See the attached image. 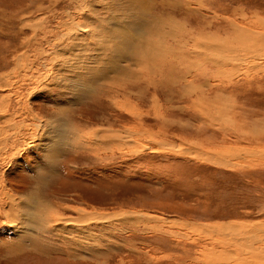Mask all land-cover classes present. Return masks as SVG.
<instances>
[{
    "label": "rangeland",
    "instance_id": "374dc122",
    "mask_svg": "<svg viewBox=\"0 0 264 264\" xmlns=\"http://www.w3.org/2000/svg\"><path fill=\"white\" fill-rule=\"evenodd\" d=\"M43 4L44 9L35 11L36 0H0V77L7 79V85L0 87V179L17 197L8 209L9 197L0 193V264H248L239 263L235 254V258L222 260L209 253L206 249L211 247L210 236H200L197 232L202 229L183 224L264 222V40L263 46L244 44L249 51L236 49L237 55L247 54L245 61L221 67L225 73L234 69L235 73L229 75L236 84L230 93L205 86L219 81L210 75L213 60L202 59L198 55L202 52L192 46L203 39L202 32L214 33V38L224 40L228 47L237 46L235 40L241 42V35L232 37V28H224L231 27L230 19L236 26L264 34V0H149L147 17L159 15L164 29L165 23L173 24L174 18L181 23V32L186 33L175 40L144 33L143 40H155L157 45L175 49L171 53L161 51L158 58L145 62L131 57L119 63H125L130 75L141 74L142 80L128 78L127 73L116 80L119 83L100 86L102 80L96 83V76L100 72L110 76L103 66L104 57L101 64H96L104 71L86 76L91 88L96 87L88 97L77 95L83 87L68 83L72 73L62 70L60 62L68 61L65 66L76 69L77 59L81 58L80 63L93 66L94 54L99 56L106 50L96 42L103 37H90L92 30L98 32L92 22L103 21L97 24L103 25L101 32L111 28L113 19L123 21L119 26L126 27L125 20L130 21L138 13L135 3L131 6V0H88L89 11L69 7L68 17L53 10L55 5L48 9L49 2ZM38 17L42 27L33 29L31 25ZM60 20L89 25L85 28L91 29L90 34L76 30L72 35H76L74 44L67 39L58 42L53 36ZM206 22L213 26H206ZM245 27L238 29L244 31ZM47 38L54 40L52 45L45 43ZM182 38L186 48L178 45ZM106 39L113 45L110 34ZM185 50L181 59L179 54ZM19 55L25 59L18 60ZM177 60L182 63L177 64ZM159 68L166 70L164 77ZM178 73L182 76L177 77ZM210 87L221 90L218 98L209 92L213 90ZM153 100L155 110L151 107ZM59 109L67 113H56ZM59 118L68 125L69 132L64 135L73 145L75 141L77 146L89 141L91 133L102 131L119 132L120 142L100 138L87 145L93 149L63 146L53 157L54 171L48 168L49 173L42 174L53 161L46 159V148L36 146L37 139L41 134L45 136L48 121ZM188 149L207 155L219 151L232 165H217L177 152ZM230 151H237V156L229 157ZM247 151L255 156L248 157ZM34 196L40 201L38 209L35 201L31 202ZM23 199L29 204L23 206L38 215L37 221L44 205L54 207V216L60 221L52 220L51 211L50 220L46 214L47 219L42 216L47 225L41 217V222H32L31 226L22 211L14 214ZM78 208L85 213H105L106 218L73 226L66 221L78 217ZM19 244L23 246L17 248Z\"/></svg>",
    "mask_w": 264,
    "mask_h": 264
},
{
    "label": "bare ground",
    "instance_id": "6f19581e",
    "mask_svg": "<svg viewBox=\"0 0 264 264\" xmlns=\"http://www.w3.org/2000/svg\"><path fill=\"white\" fill-rule=\"evenodd\" d=\"M49 2V6L46 7V8H50L52 5H55L52 7V9L56 10V12L60 15V14H64L66 15V17H68V12L66 9L69 8V7H73L75 9L76 6H79V9L82 11H84L85 9L88 10V0H36V6H35V11H41L42 9L45 8L44 6V2ZM127 2V0H126ZM130 2V1H128ZM132 4L131 6H133V4L135 3V9L138 10V13L135 14L131 19L130 21L129 20H125L126 24H124V26L126 25V27H120L119 24L120 23H123V21L121 20H115L113 19V24L111 25V28L107 29L104 31V32H101V27L103 28V25L98 27L99 23L103 24V21H98V22H92L93 23V26L95 28L98 29V32H93L92 30V33H91V38H92V34L93 36L95 34H98L99 38L100 37H103L104 39L102 40H96L97 42V45L100 44V46L102 45L103 46V49L106 50L105 52L103 51H100V53H98L99 56H97V54H94V56L96 57L95 61H93V66H86V62H83V63H80V59L81 58H78L77 59V66H74L76 69H72V68H67L69 65L65 66V64H68V61L67 62H60V68H64L62 70H66V71H70L72 73V76H70L71 79L68 78V83L70 85H74L76 84V86L78 87H83V89H81V92L80 94H77V95H86L87 97L89 95H91L93 92L96 91V87L95 88H91L90 86V83L89 82H86V76H88L89 72L90 73H95L97 71H102L103 69L101 68L100 69V66H96L97 63H100L102 60H104V57L106 58L107 56V61L105 59V62L103 64L106 72L108 71L110 76L108 75L107 77L106 76H103L104 72H100L98 74V76H96V83L98 80H102V83L100 86L104 85V84H110V83H119V81H116V80H120L122 77H124L127 73L129 74L127 77L129 78L130 76H133L134 79L136 81H138L139 79L142 80L143 77H141L139 75H135V74H132L130 75L129 71L127 70V67L126 65L124 66L121 65L122 61L125 62V61H128L131 57H133V61H138V62H145V59H154V58H158V55L162 52H172L173 51V48L174 47H170V46H166L164 44H161L159 43L157 45L156 41L154 40L153 42H148L147 40H143L142 38L144 37V33H152V34H156V37H161L162 35L166 36V37H169L171 39H176V36H178L179 34L182 35V33H186V31H182L181 32V28H182V25L181 23L179 22H176L174 18H172L171 21H173V24L168 21V23H165V26L167 29H164V25L163 23L160 21V18H159V15H155V16H151L150 15L147 17V13H150L149 10H150V6H149V0H135V2L133 3V0H131ZM151 2V1H150ZM170 2V1H169ZM128 4L129 3H126L127 5V8H128ZM124 5V4H123ZM151 5V3H150ZM183 5V4H182ZM153 6V5H152ZM188 6V4H187ZM125 8V7H123ZM187 8V7H186ZM224 10L226 7H223ZM34 10V9H33ZM119 10V9H118ZM122 10V9H121ZM131 10V9H130ZM187 10V9H186ZM75 12V11H74ZM213 12V11H212ZM31 13V12H30ZM50 13V12H49ZM82 13V12H80ZM84 15H87L86 12H83ZM214 13V12H213ZM147 14V15H146ZM23 15V14H22ZM58 15V17H59ZM214 15V14H213ZM28 16V15H27ZM71 16V15H70ZM125 16H129V15H125ZM216 16V15H215ZM22 17V16H21ZM222 17V16H221ZM224 17V16H223ZM70 18V17H69ZM84 18V17H83ZM119 18V17H118ZM130 18V17H129ZM148 18V20H147ZM214 18V17H213ZM217 18V17H215ZM219 18V17H218ZM31 19V18H30ZM33 19V18H32ZM47 19V18H45ZM66 19V18H65ZM68 19V18H67ZM72 19V18H71ZM120 19V18H119ZM228 19V17H227ZM29 20V19H28ZM27 20V21H28ZM36 20V19H34ZM33 20V21H34ZM48 20V19H47ZM80 20V19H79ZM115 20V21H114ZM224 20H225V17H224ZM233 20V19H232ZM21 21V20H20ZM23 21V19H22ZM26 20H24L25 22ZM31 21V20H30ZM29 21V22H30ZM54 21V20H53ZM57 21V20H56ZM61 21V20H60ZM164 21V20H163ZM214 21V20H213ZM23 22V23H24ZM45 22V21H44ZM62 22V21H61ZM209 22V21H208ZM206 22V26L208 27H211L213 26L212 23H208ZM219 22V21H218ZM230 22H231V27L229 26H223L226 30H229V28H232V31L231 32V36L232 37H238V35H241L240 37V41L239 42L238 40H235L236 41V44L237 46H227L226 45V42L224 40H216L214 38V36H216L214 33L211 34V35H207V34H204V32H202L203 34L200 35V37H202L203 39H198L196 40V43L193 44L192 47H194L193 49H195V51H198V52H202V53H198V55L202 58V59H206V60H213L212 63V67H213V70L212 73L213 74H210L212 75V77H214L215 79H218L219 81L215 82V84H213L212 82H208L206 83L207 85H205L204 82H202L205 86H208L211 85V86H214V87H220L224 92H234V81L232 82L231 80V74L234 72L233 68H227L228 70H230L229 72L225 73L224 71L226 69H223L221 67H233L236 62L239 63V62H242V61H245V56H247L246 53L242 54V55H237L238 53L236 52V49L237 48H240L241 50H247L249 48V46H244V44H249L250 46L253 45V44H260L261 46H263V40H264V34H255L253 33L248 27H245V26H236L235 23H233L230 19ZM22 23V24H23ZM37 25H36V24ZM59 23V22H58ZM82 23V22H81ZM96 23V25H95ZM107 23V22H106ZM105 23V24H106ZM225 23V22H224ZM43 24V23H42ZM42 24H41V18L38 17V19L34 22V24H32L31 26L33 27L34 29V26H35V29H41L42 27ZM76 24V25H75ZM141 25H144L143 27L140 26ZM30 25V24H29ZM47 25V24H46ZM181 25V26H179ZM227 25V24H226ZM56 26V25H55ZM86 25H82V24H77V23H74V21L70 20V21H64L62 23H60V26L55 29L56 30V35H52L53 37H55L57 39L58 42H61L63 39H67L69 42H73V44L75 43L74 42V37L76 36H72L74 34V32L76 30H81V33L83 30H85L86 33L90 34L89 31L91 30L90 28L89 29H86L85 28ZM92 26V27H93ZM110 26V25H109ZM61 27H64L63 29ZM86 27H89V25H87ZM202 27V26H201ZM239 27H245V30L243 31L242 29H238ZM49 29V28H48ZM94 29V28H93ZM204 30V29H203ZM51 31V30H50ZM103 31V30H102ZM224 31V30H223ZM181 32V33H180ZM107 34V36H105V34ZM200 33V32H199ZM55 34V33H53ZM104 34V35H103ZM109 34L113 37V45H110L109 43V40L107 41L106 38H109ZM81 35V34H80ZM84 35V34H82ZM103 35V36H102ZM50 36V35H48ZM33 37V36H32ZM86 37V36H85ZM184 37V36H182ZM54 38V39H55ZM77 38V37H76ZM83 38V37H82ZM181 39V37H178ZM95 39V38H94ZM178 39V45L182 46L183 48H186L184 46L185 45V38H182V41ZM55 41V42H57ZM54 42V40H53ZM51 40L49 38H47L45 40V43L48 45H52ZM57 42V44H58ZM108 42V43H106ZM195 42V41H194ZM32 43V42H31ZM89 43V42H88ZM252 43V44H250ZM39 44V43H38ZM56 44V43H55ZM67 44V43H66ZM70 44V43H69ZM68 44V45H69ZM77 44V43H76ZM87 45V44H86ZM189 45V44H188ZM240 45H242V47H240ZM55 46V45H54ZM70 46V45H69ZM92 46V45H91ZM190 46V45H189ZM254 46V45H253ZM93 47V46H92ZM191 47V48H192ZM252 47V46H251ZM189 48V47H187ZM96 51L98 50L96 47L94 48ZM175 49V48H174ZM180 50V48H179ZM93 51V50H92ZM162 51V52H161ZM186 51H184L183 55L179 54V56H181V59L184 58V55L186 54ZM190 51V50H188ZM233 51V52H232ZM238 51V50H237ZM249 51V49H248ZM193 52V51H192ZM54 53V52H53ZM166 53V54H167ZM195 54H197L196 52H194ZM205 53V54H203ZM249 53V52H248ZM24 54V53H23ZM82 54V53H80ZM165 54V53H164ZM189 55V54H188ZM208 57H206V56ZM86 56V55H85ZM164 56V55H163ZM162 56V57H163ZM56 57V56H55ZM167 57V56H166ZM196 58V56H195ZM21 59L22 61L25 59V57H21L19 55V58L18 60ZM194 59V58H193ZM28 60H29V57H28ZM41 60V59H40ZM73 60H76L75 58H73ZM79 60V61H78ZM93 60V59H92ZM166 60V58H165ZM176 60V59H175ZM199 60V58H198ZM66 61V60H65ZM163 61V60H162ZM161 61V63H162ZM183 61V60H182ZM40 62V61H39ZM137 62V63H138ZM166 62V61H165ZM170 62V61H169ZM177 64H180L182 63L181 60H177ZM206 62V61H205ZM17 63V62H16ZM29 63V62H28ZM27 63V64H28ZM121 63V64H119ZM164 63V62H163ZM172 63V62H171ZM171 63H167L166 65H169ZM175 63V61H174ZM184 63V62H183ZM71 64V63H70ZM101 64V63H100ZM160 64V63H158ZM173 64V63H172ZM188 64V63H187ZM16 65V64H15ZM72 65V64H71ZM98 65V64H97ZM163 65V64H162ZM17 68H21L20 64L17 63ZM16 66L14 67V69L16 70ZM192 66V65H191ZM151 67V66H150ZM174 67V65H173ZM187 67V66H186ZM23 68V67H22ZM167 68H171L170 67H167ZM31 68H27L25 67V70H30ZM130 69V68H129ZM160 69V68H159ZM163 69V68H162ZM168 70V69H167ZM174 70V69H173ZM188 70H190V68H188ZM236 70V69H235ZM104 71V70H103ZM158 71V69H157ZM166 71V70H165ZM164 70H159V73L162 77H164V73H165ZM186 73H188L187 70H185ZM185 71L183 73H185ZM208 72V71H206ZM225 73L223 74V76H221L222 73ZM232 72V73H231ZM245 75L247 76L248 72L244 71ZM150 73V72H149ZM168 73V72H167ZM235 73V72H234ZM108 74V73H107ZM197 74V73H196ZM200 74V73H199ZM198 74V75H199ZM230 74V75H229ZM48 75V74H47ZM140 76V77H139ZM179 76H182V75H177V77ZM205 76V75H204ZM249 76V75H248ZM58 77V76H57ZM90 77V76H89ZM93 77V76H91ZM95 77V76H94ZM200 77V76H199ZM197 77V78H199ZM206 77V76H205ZM65 78V77H64ZM183 78V77H181ZM245 78V77H244ZM233 79V78H232ZM44 80V79H43ZM180 80V79H179ZM205 80V78L203 79ZM202 80V81H203ZM7 81V79L5 77H0V87L1 86H6L7 84H5ZM59 81V80H58ZM107 81V82H106ZM135 81V82H136ZM238 81V80H237ZM73 82V83H72ZM166 82V81H165ZM223 82V83H222ZM236 82V81H235ZM46 83V82H45ZM154 83V82H153ZM68 84V85H69ZM100 84V83H98ZM155 84V83H154ZM157 84V82H156ZM160 84V83H159ZM65 85V84H64ZM104 87V86H103ZM102 87V88H103ZM259 87V86H258ZM105 88V87H104ZM212 88L213 90H210L209 92L210 93H213L214 96L218 98V95L219 93H222L221 90L218 91V90H215L213 87H210ZM92 89V90H91ZM102 89H99L98 90V93L100 92L101 93ZM161 91V90H160ZM261 91V90H260ZM75 93V92H74ZM234 94V93H233ZM79 97V96H78ZM82 97V96H81ZM86 97V98H87ZM154 101V100H153ZM155 101L152 103V109L155 107ZM208 107V106H207ZM159 108V107H158ZM1 109V108H0ZM65 109V108H64ZM207 109V108H206ZM155 110V108H154ZM65 110H62L60 111L57 110L56 113H63ZM217 112L219 113V108L217 107ZM30 113V112H29ZM64 113H67L66 111ZM135 113V112H134ZM56 118V117H55ZM54 118V119H55ZM63 120V119H62ZM61 120V118L57 119V120H54V121H48L46 124H45V128H47V125L49 127L48 130H43L45 131V136L41 134L40 137H38L37 139V143H36V146H41V147H44L46 148L47 150V157L46 159L49 160V162L51 163H48L50 164V166L48 167L47 166V169L45 168L44 171L42 172L43 173H49L50 171L53 170V167H54V156L57 155V153L60 151L61 148H63V146H66V147H72V150L73 148H83V149H93L94 147H87V145H91V140H99L100 138H104L105 140H116L120 142V139L121 137L119 136V132H109V131H102V132H93L91 133V137L89 138V141H85L84 143L82 144H76V141H75V144H71L70 143V140L71 138H67L64 133L65 131L69 132V127L67 124H64L63 121ZM18 126V125H16ZM119 131V130H117ZM152 132V130H151ZM150 132V133H151ZM149 133V134H150ZM123 134V133H122ZM127 134V133H126ZM153 134V133H151ZM129 135V134H127ZM126 138V137H125ZM69 140V141H68ZM66 142L65 144L63 142ZM67 141L69 143H67ZM167 141V140H166ZM168 142V141H167ZM164 143V142H163ZM35 145V144H33ZM75 146V147H74ZM65 149V148H64ZM121 147L118 146L116 147V150H120ZM195 151V150H194ZM229 151V150H228ZM179 154H185V155H190L196 159H200V160H204V161H209L211 163H216L217 165L220 164L222 166H229V165H232L231 163V160L230 159H225L223 156H226V155H223L221 156V154H219V151L218 152H210L207 154H203V152L201 151H196V152H192L191 150H180V151H177ZM193 154H192V153ZM231 152V151H230ZM72 153V152H71ZM95 153V152H94ZM218 153V154H217ZM232 153V154H231ZM229 154V157H233V156H237L236 153L237 151L235 152H231ZM13 154V153H12ZM15 154V153H14ZM192 154V155H191ZM210 154V155H209ZM247 156H253L254 155V152L253 151H247ZM256 154V153H255ZM242 155V154H241ZM255 156V155H254ZM257 156V155H256ZM260 156V155H258ZM227 157V156H226ZM246 157V158H248ZM261 157V156H260ZM244 158V157H243ZM241 158V159H243ZM97 159V158H96ZM233 159V158H232ZM235 159V158H234ZM263 159V158H262ZM252 160V159H251ZM252 162V161H251ZM238 167V166H237ZM49 169V172H47V170ZM54 171V170H53ZM52 173V172H51ZM39 174V173H38ZM40 176V175H39ZM44 177V176H43ZM7 186H5L4 182L2 181V179H0V193L2 192V194L5 196V197H9V200H8V209L10 207H13L14 203L16 202V196L14 194H12L7 188ZM31 193V192H30ZM28 194V193H27ZM35 195V193H34ZM25 196V195H24ZM36 196L32 197L31 198V202L35 199ZM1 199V198H0ZM20 199V198H19ZM7 200V199H6ZM30 200V199H29ZM35 201V208L38 209L40 207V201H37V200H34ZM27 204V201L25 199L21 200V204H20V207L19 209H15L14 208V214L18 213L19 214V211H22V216L25 217V221L27 220V222L30 223V225L32 226V222H36V224H38L39 222H41V219L39 221V218H41L43 215H44V218H45V214L47 215L46 217L50 220V212H51V215L53 216V218H58L56 220H54L52 218V220L54 222H57V221H60V218L59 217H55V208L54 207H51L50 206H43V215L41 217L38 218V221L36 220V216H38L36 214V216L34 215L33 212H30L27 210V207L23 206L24 204ZM33 203V202H32ZM39 203V204H38ZM54 205H55V202H53ZM18 204V203H17ZM16 204V206H17ZM58 204V203H56ZM29 205V204H27ZM57 207V206H56ZM6 208V207H5ZM59 208V207H58ZM41 209V208H40ZM60 209V208H59ZM77 209V208H76ZM12 212L13 210L10 209ZM10 210H7V212L9 213V216L11 215V211ZM30 210V209H29ZM59 211V210H58ZM100 212V211H99ZM96 212H93V213H85L84 210H81L80 208H78V217H76L73 221L71 219H68L67 221L66 220H63L64 222H68L70 221V224L73 225V226H76L80 223H82L84 225V223L88 222V220H95V222L98 220L100 221L101 219L103 220V217L106 216L104 214H101V215H96L94 214ZM15 214V215H16ZM116 215V214H115ZM13 217V216H10V218ZM108 217V216H107ZM111 216L109 215V218ZM33 218V220H32ZM42 217V223L44 225H47L45 219ZM106 218V217H104ZM17 219V218H16ZM31 219V220H29ZM63 219V218H62ZM36 220V221H34ZM105 220V219H104ZM15 221V220H14ZM24 221V223H25ZM21 222V220H20ZM103 222V221H102ZM78 223V224H77ZM187 227H190L192 229H202L201 231H198L197 234L198 235H208L210 236L211 238V247L209 249H206L209 253L217 256L218 258H221L222 260H229V258L231 256H233V254H235L237 256V259L240 261L239 263H248V264H264V222H226V223H212V224H198V225H195V224H192V223H189V225H187L188 223L187 222H184ZM49 224V223H48ZM59 224V223H58ZM61 224V223H60ZM34 226V225H33ZM41 227V226H40ZM43 227V226H42ZM36 228V227H35ZM67 226H64L63 229L66 230ZM75 228V227H73ZM42 229V228H41ZM45 229V228H44ZM27 231V230H26ZM25 231V232H26ZM54 231V230H53ZM58 231V229H57ZM82 231H85V230H82ZM81 232V231H80ZM86 232H88L87 234L90 235L89 233V230ZM77 233V232H76ZM84 233V232H83ZM66 234V233H65ZM29 236V235H28ZM214 236H216L217 238H213ZM26 238V236H25ZM29 238V237H28ZM47 238V237H46ZM61 238V237H60ZM208 239V238H207ZM75 240V239H74ZM26 242V241H25ZM62 242V240H61ZM36 245V244H35ZM23 245L19 244L17 245V248L19 247H22ZM231 246V248H230ZM28 248V247H27ZM35 248V247H34ZM83 248V247H82ZM13 249V248H12ZM11 249L8 248V251H10ZM187 250V249H186ZM39 251V250H38ZM68 251V250H67ZM69 252V251H68ZM185 252V251H184ZM17 253V252H16ZM104 253V252H103ZM208 253V254H209ZM67 254L68 256L70 255V253H65ZM209 254V255H211ZM239 255H241L242 257H240ZM236 256H233V258H235ZM231 260V259H230Z\"/></svg>",
    "mask_w": 264,
    "mask_h": 264
},
{
    "label": "snow or ice",
    "instance_id": "6c2138e0",
    "mask_svg": "<svg viewBox=\"0 0 264 264\" xmlns=\"http://www.w3.org/2000/svg\"><path fill=\"white\" fill-rule=\"evenodd\" d=\"M89 2H91V0H89Z\"/></svg>",
    "mask_w": 264,
    "mask_h": 264
}]
</instances>
